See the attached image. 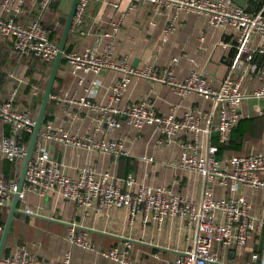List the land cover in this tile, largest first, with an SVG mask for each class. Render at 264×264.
Returning <instances> with one entry per match:
<instances>
[{"label":"crops","instance_id":"crops-1","mask_svg":"<svg viewBox=\"0 0 264 264\" xmlns=\"http://www.w3.org/2000/svg\"><path fill=\"white\" fill-rule=\"evenodd\" d=\"M41 2L27 0L18 16L19 22L38 20L50 1L45 8ZM68 2L58 0V13L67 14ZM235 4L249 13L264 14V0H235ZM115 24L118 30L113 33ZM55 25H59V20ZM235 35L231 28L211 27L205 17L191 11L174 14L167 8L155 11L149 3L95 0L87 6L81 24L71 25L69 45L70 51L96 50L99 54L110 48L113 62L124 61L129 68L151 70L162 77L171 72L176 82L196 74L213 90L230 78L250 94L262 85L259 72L264 65V54L255 51L248 60L245 54L238 53ZM12 41L0 40V101L7 100L9 93L15 90V109L28 108L32 112L31 105L40 94L37 79L44 80L48 66H36L32 59L25 61L24 57L16 55ZM260 43V38L253 36L251 49L255 50ZM56 76L49 98L47 124L83 144L119 141L123 148V155L115 156L83 144L47 143L45 149L62 174L75 178L81 169L91 168L97 174L107 172L110 181L121 191L129 188L135 192L140 185L152 189L165 187L182 198L194 200L209 187L214 199L229 196L227 186H220L216 180L206 182L199 172L180 163L182 144L196 143L200 156L219 143L213 128L216 118L211 113V99L192 92L180 94L167 84L145 77L131 78L120 100L113 105L115 109L124 110L145 102L159 116L172 114L182 119L185 114H191L196 118L201 131L195 140L191 134L182 133L169 142L154 125L136 128L127 124L123 115L94 109L108 102L111 86L122 77L121 71L78 72L73 76L65 63ZM238 112L239 120L225 144L226 149L217 154L216 160L221 163L232 156L264 152V97H248L241 102ZM110 118L116 119L119 125L108 128L106 119ZM100 119L103 121L99 122ZM12 135L10 125L0 122V142ZM21 165L22 161L9 162L0 152V176L17 182ZM260 176L264 178V174ZM127 181H131L129 187ZM238 193L249 203L255 230L243 249L214 244L212 251L228 264H264V191L242 187ZM10 204L0 207V237ZM17 210L8 233L5 256L24 246L36 259L52 264H60L65 257L69 264H119L102 252L115 247L122 249L126 242L130 244L131 259L144 264H163L164 260L182 256L191 247L194 235V226L185 219L167 218L158 225L152 220L144 222L143 213L139 212L130 220L126 210L113 207L84 210L58 193L26 192L24 198L18 200ZM71 228L76 234L85 233L93 249L71 243L68 238Z\"/></svg>","mask_w":264,"mask_h":264},{"label":"built area","instance_id":"built-area-1","mask_svg":"<svg viewBox=\"0 0 264 264\" xmlns=\"http://www.w3.org/2000/svg\"><path fill=\"white\" fill-rule=\"evenodd\" d=\"M26 0H1L0 8V37L14 39V50L19 56L34 55L44 61H53L57 53V45L49 40L47 32L39 20H31L22 24L18 16L23 12ZM50 0H42L41 6L46 7ZM91 1L78 0L72 20V26L81 24L82 16ZM134 3L151 4L155 11L167 8L174 14L186 10L206 18L213 28H231L235 32V44L239 54H245L248 60L258 51L264 54V14L249 13L235 4L234 0H132ZM171 29V26H169ZM118 25L113 26V33ZM253 36H258L260 45L254 50L250 47ZM110 48L103 54L96 50L83 52L69 51L63 53V58L69 68V73L75 76L78 72L98 73L101 70L114 69L122 72V77L116 80L110 89L108 102L97 107L103 113L111 112L123 115L127 124L140 128L143 125H154L157 131L167 141H172L179 134H191L195 140L201 131L196 118L185 114L182 119L174 115H157L145 102L128 106L124 110L113 107L123 95L133 76L145 77L149 80L171 86L180 94L196 93L213 102L212 114L215 115L214 130L219 142H226L230 133L239 120L238 107L248 97H264V65L259 72L262 85L258 90L247 94L230 78L224 79L220 87L213 90L208 87L205 79L191 74L182 82H176L169 72L159 76L154 71H138L126 66L125 62L118 64L110 59ZM15 90H12L7 100L0 102V122L10 125L14 135L3 138L0 142V152L9 162L22 161L26 153V142L22 133L31 135L35 120L28 111H18L12 107ZM82 103L86 100L81 99ZM103 121L100 119L99 122ZM108 128L119 125L116 119H106ZM58 142L81 145L66 132L51 124L41 127L33 153L28 162L24 184L18 195L22 200L26 192L40 195L58 193L62 198L74 202L84 210L101 211L106 208L126 210L130 220L139 212L143 213L144 222L149 220L160 225L167 218L185 219L194 226L192 245L175 260H164L163 264H228L220 261L217 253L212 251L214 244L227 248L243 249L248 236L255 230L250 206L247 200L238 193L242 187L264 191V152L232 156L224 163L214 157L215 148L208 153L198 155L197 144L190 142L182 144L180 158L181 166L199 172L206 182H216L228 187L229 196L214 199L212 190L205 187L201 196L194 200L182 198L165 187L150 188L140 185L133 192L129 188L121 191L114 185L107 172L97 174L91 168H83L75 178L61 173L57 163L51 160L45 146L47 143ZM91 149L110 155H123L122 143L119 141H87ZM16 181L0 176V207H6L12 200ZM131 181H127L129 187ZM69 241L84 249H93L85 233L76 234L71 228ZM126 242L124 247L111 248L102 254L119 264H144L138 259H131ZM0 264H52L35 258L26 247H17L12 254L2 256ZM60 264H69L65 257Z\"/></svg>","mask_w":264,"mask_h":264},{"label":"water","instance_id":"water-1","mask_svg":"<svg viewBox=\"0 0 264 264\" xmlns=\"http://www.w3.org/2000/svg\"><path fill=\"white\" fill-rule=\"evenodd\" d=\"M77 2H78V0H71V2H70V6H69L68 12L66 14L65 22L63 25V29H62L61 38H60V41L57 45V53H56V56L52 62V67L50 70L48 81L46 83V86H45V89H44V92L42 95V99L40 102V106L38 109V113H37V116L35 119V125L33 127V131H32L30 138H29V142L27 145L25 156L22 160V165H21L19 177H18V180L16 183L15 192L13 194L12 201H11L9 211L7 214V218H6V221H5L2 233H1V237H0V258L3 255L4 247H5V244L7 241V237H8L10 227H11L13 216L15 213L18 212V210H17V203L19 200L18 195H19L20 191L22 190V187L24 184V178H25L27 165H28V162H29L31 155L33 153V149H34L35 143H36L37 138H38V133H39L41 126H42L44 113H45V110H46V107L48 104V100L51 96L52 87H53V84L55 81V77H56V73H57L60 61L63 58V53L65 50L67 38H68L70 29H71L72 20H73V16L75 13ZM234 2H235V0H234Z\"/></svg>","mask_w":264,"mask_h":264},{"label":"trees","instance_id":"trees-1","mask_svg":"<svg viewBox=\"0 0 264 264\" xmlns=\"http://www.w3.org/2000/svg\"><path fill=\"white\" fill-rule=\"evenodd\" d=\"M26 2H27V0H26ZM26 2H25V4H26ZM57 2H58V0H50L48 6L42 11V13L40 14V17H38L39 22L42 24V26L45 28V30L47 32V36H48L49 40L52 41L53 43H55L56 45H58V43L60 41L63 25H64L65 18H66V14L65 13H62V14L58 13V10H57V7H56ZM25 4H24V7H25ZM57 20H59V25L58 26L55 25V22ZM2 39H11V40H13L12 42H13V49H14V39L13 38H11V37H7V38L0 37V40H2ZM70 50H71V47L69 45V35H68L64 53H67ZM14 52L17 55V52L15 50H14ZM22 57H24L26 59L25 61H27V59H32L33 60V64H35L36 66H38V65L39 66H44V65L48 66V72L45 74L44 80L42 81L41 78H40L39 80H41V81H39L36 78L37 79V84H39L38 86H39V89H40V94H39V97L31 105L32 106V112L30 110H28V108H24L25 110L23 109L24 111H28L30 117L35 120L36 116H37V113H38L39 106H40L42 91L45 88V85H46V82H47V79H48V76H49V72H50V69L52 67V61L47 62V61H44V60H42L39 57H36L34 55L22 56ZM65 63H66L65 59L62 58L61 61H60L58 69ZM56 77H55V81L54 82H56V79H57ZM52 90H53V87H52ZM52 92L53 91H51V94H52ZM5 101H6V99H5ZM0 102H4V101H0ZM13 103H14V101L12 102V107H14ZM48 106H49V100H48V104H47V107H46V110H45V113H44L42 126L47 124L49 122V119H50L49 116H48ZM21 135H22L24 141L27 143L28 140H29V134L22 133ZM230 136H231V134H230ZM227 142H228V140L226 142H222V143L219 142L218 145L216 146V148H215L216 149V151H215V158L216 159H217L218 152L222 151L223 149H226V145L225 144ZM1 225H3V222H2ZM6 245H7V243L5 244V248H4V252H3L4 256L7 254L6 253L7 252V246Z\"/></svg>","mask_w":264,"mask_h":264},{"label":"rangeland","instance_id":"rangeland-1","mask_svg":"<svg viewBox=\"0 0 264 264\" xmlns=\"http://www.w3.org/2000/svg\"><path fill=\"white\" fill-rule=\"evenodd\" d=\"M70 4V0H69V2H68V5Z\"/></svg>","mask_w":264,"mask_h":264}]
</instances>
